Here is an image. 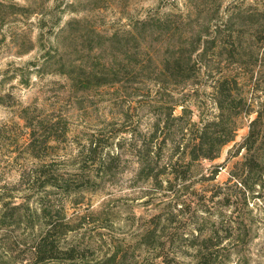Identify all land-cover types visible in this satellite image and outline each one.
Returning <instances> with one entry per match:
<instances>
[{"label": "rangeland", "instance_id": "374dc122", "mask_svg": "<svg viewBox=\"0 0 264 264\" xmlns=\"http://www.w3.org/2000/svg\"><path fill=\"white\" fill-rule=\"evenodd\" d=\"M262 12L264 0H0V264H264ZM147 24L156 33L138 39ZM214 38L187 83L161 72ZM85 71L99 78L88 88ZM223 77L246 111L231 114L235 139L218 158L190 162ZM32 123L57 132L44 158ZM43 167L59 187H44ZM51 218L72 229L61 244L76 260L35 259Z\"/></svg>", "mask_w": 264, "mask_h": 264}, {"label": "trees", "instance_id": "16d2710c", "mask_svg": "<svg viewBox=\"0 0 264 264\" xmlns=\"http://www.w3.org/2000/svg\"><path fill=\"white\" fill-rule=\"evenodd\" d=\"M260 33H263L260 35L259 38L260 42L262 43V46H264V12L260 14ZM154 26H151L149 24L144 25V30L136 34V30H134L135 34L137 35L138 39H145V36L147 33L151 32V28ZM137 28V27H136ZM156 33L155 31H152L151 34L154 35ZM202 40L197 41V46L194 48L192 52H190V55H186L183 52H180L178 55H173L171 58L163 60L161 62V72L163 74H169L172 75L175 78L180 77V81L175 80L176 83H187L190 78H187L186 72L189 71L190 63L193 60V55L195 53H198V57L201 62H203L204 66H208L207 58L210 54V50L216 46V38L206 40L205 43L207 45L202 48V51L200 52L201 48H199L202 45ZM215 45V46H214ZM56 56L49 57L45 62V67L50 66L51 60L55 58ZM264 58L263 56L261 57ZM259 59V58H258ZM202 66V65H201ZM95 73L93 71L86 72L85 71V78H84V87L88 88L89 86L86 85L89 83H93V80H97L99 78H94ZM234 78L230 77H223L218 80V85L215 87L216 90V105L219 110V114L217 118H215L212 121L205 122L197 129V135L194 140H192L190 143L185 145L186 154L190 160V162H196L201 159H207V160H214L219 157L221 149L227 145L228 143L234 141L235 135H236V127L237 122L236 119L234 120L231 116L234 115L237 117L238 115H241L244 111H246L247 107V99L244 96L241 95H235L232 88L228 87L230 85V82H234L235 85H237L236 80H233ZM101 85V82H98L96 86ZM237 87V86H236ZM183 111L186 113L188 109L184 105ZM239 112H233L237 111ZM174 109V108H173ZM173 111L169 113V116L167 118V121H170L172 119ZM247 114H250L249 112H246ZM260 114L257 119H255L251 124V132L249 134V137L247 138V142H249L254 137V128L258 121L260 120ZM174 120H181L182 117L173 118ZM31 129V143L30 148L32 151V155L36 159L44 158L45 153L44 151L48 149L51 141H56L57 132H53V129H49L50 133L46 134L45 132L42 135L38 134V128L34 125V123L30 124L28 126ZM160 127V124L158 123L154 132V135L158 132V129ZM40 129V128H39ZM221 129V130H220ZM55 138V139H54ZM180 148V146H179ZM92 150V148H91ZM94 151V150H92ZM141 163V174L144 173L145 168L148 166L151 158L150 152L148 154H144L139 156ZM108 159H112V157H109ZM103 162V161H101ZM47 168H44L40 170V173L36 175L37 178H40L42 181L44 187H59V182L56 179V176L51 174L49 170H46ZM38 171V170H37ZM42 172V173H41ZM34 177V176H33ZM147 178L155 179V176L151 173L146 176ZM81 186H73L70 184H67L64 188V191L66 193H71L73 191L80 190ZM72 229L68 227L63 222H59L58 220L50 219L49 222L46 223V228H44L43 233L41 234L40 238L34 243L33 245V255L35 259L39 263H45L48 261H56L59 259H63L66 261H74L78 258L77 251L74 248L64 249L62 247V239L63 236L68 234Z\"/></svg>", "mask_w": 264, "mask_h": 264}]
</instances>
